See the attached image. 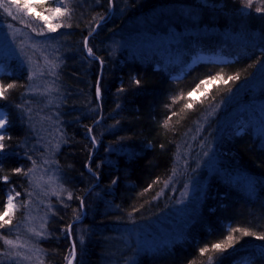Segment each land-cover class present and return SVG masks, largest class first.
Listing matches in <instances>:
<instances>
[{
  "label": "trees",
  "instance_id": "16d2710c",
  "mask_svg": "<svg viewBox=\"0 0 264 264\" xmlns=\"http://www.w3.org/2000/svg\"><path fill=\"white\" fill-rule=\"evenodd\" d=\"M95 2L93 7L90 2V8L85 4V9L71 2L69 10L74 14L61 33L62 50L68 54L56 73L61 94L56 112L64 134L56 167L66 196L55 205L48 235L40 241V264H67L71 244L74 264H264V250L255 248L264 245V240L256 239L264 235V147L258 145L262 137L253 135L251 125V130L245 127L217 143L220 169L237 180L209 183L199 219L184 239L134 261H128L132 255L117 243L124 227L148 221L157 212V195L173 172L180 143L217 107L240 95V84L264 65V48L230 45L219 38L211 44L201 37L199 51L216 53L225 61L195 62L174 80L156 50L124 48L112 55L110 47L116 40L132 41L140 32L164 37L203 27L220 33L247 31L261 40L264 13L238 17V4L232 0L208 1L214 7L218 4L219 10L207 7L204 0H113V12L108 15L109 0ZM85 37L93 51L89 57ZM217 76L220 79L200 84ZM8 84L14 87L0 99V109L7 115V127L0 131L4 136L0 140V214L6 210L9 192L16 196L15 203L23 200L24 173L30 169L26 128L19 114L27 78L5 70L0 85ZM197 84L200 88L193 92ZM222 118L216 113L209 125ZM16 168L22 171L16 173ZM20 217L18 209L5 217L10 223L0 228V254ZM235 228L241 231H232ZM244 231L253 235L244 236ZM229 234L231 247L212 248L215 243L223 245ZM205 247L209 251L201 254ZM247 247L251 250L241 252Z\"/></svg>",
  "mask_w": 264,
  "mask_h": 264
},
{
  "label": "rangeland",
  "instance_id": "374dc122",
  "mask_svg": "<svg viewBox=\"0 0 264 264\" xmlns=\"http://www.w3.org/2000/svg\"><path fill=\"white\" fill-rule=\"evenodd\" d=\"M204 1L208 3L207 7L219 10L218 4L214 7L208 2L210 0ZM232 1L238 4V11L233 10L238 12V17L264 13L256 11L257 7L264 9V0H252L250 8L245 7L247 0ZM71 2L83 9L85 4L90 8V2L92 7L98 4L95 0H30L33 5L31 11L18 10L9 3L12 16L0 8V74L5 70H13L24 73L27 78L24 102L19 114L21 124L26 128L25 146H28L31 170L27 173L25 197L16 203L13 200L14 207L9 212L14 213L18 209L21 217L14 223L6 239L13 241L16 246L4 242V251L0 254V261L6 264L41 263L40 241L48 235L47 225L55 205L61 203L66 196L60 172L56 167V155L64 142L56 112L61 97L56 73L64 59L63 56L68 54L63 51L61 33H64L63 28L71 13L74 14L73 9L71 13L69 10L72 8ZM112 4L113 0L108 4V15L113 12ZM55 7L63 8V15L54 16L50 23L60 24L61 27L50 32L41 17L51 16L50 9ZM13 16L16 19H13ZM105 18L107 16L100 19L98 25L102 24ZM201 37L210 39L211 44L217 43L215 38H219L230 45H255L264 48V37L260 40L257 34L242 30H225L220 33L216 29L205 27L169 33L164 37L140 32L132 41L116 40L110 47L113 50L112 55L124 48L138 52L156 50L161 63L171 70V78L177 80L195 62L225 61V58L216 53H201L199 49L203 46L198 43ZM238 90L241 93L237 98L217 107L212 115L198 123L180 143L173 172L157 195V212L150 220L134 223L120 232L117 243L132 255L128 261H134L141 254L167 249L180 242L190 226L199 219L209 183L220 179L224 182L237 180L236 177L225 175L217 163V143L222 137L231 133H242L245 127L251 125L253 135L258 139L262 137L258 145L264 147V65L259 67L251 79L240 84ZM219 112L223 118L215 126H210L209 122ZM0 119L6 121L4 127L0 128L2 131L7 127V115L1 109ZM53 192L57 194L54 195ZM10 195L16 197L9 192L6 203ZM35 232H40L41 235L37 236ZM72 246L71 244V249ZM255 248L264 250V245ZM250 250L251 247H247L241 252ZM74 259L75 252L73 255L72 251L67 264L69 260L74 264Z\"/></svg>",
  "mask_w": 264,
  "mask_h": 264
},
{
  "label": "snow or ice",
  "instance_id": "6c2138e0",
  "mask_svg": "<svg viewBox=\"0 0 264 264\" xmlns=\"http://www.w3.org/2000/svg\"><path fill=\"white\" fill-rule=\"evenodd\" d=\"M111 2H112V0H109V3H110V4H111ZM9 3H10L13 7H15L16 9H18V10H19V9H27V10L31 11V10H32V7H33V5L30 4V0H23V2H21V0H0V8L4 9V11H5L9 16H12V12H11V10H10V8H9ZM251 5H252V0H247V2H246V4H245V7H249V8H250ZM50 11H51V13H52L51 16H44V17H41V18L44 19L46 25L48 26V30H49L50 32H53V31H55L57 28L61 27V25H60V24H55V25H53V24L50 23V20H51L54 16H56V15H63V13H62V10H61L60 7H55V8H53V9H50ZM256 11L259 13V12H261V11H264V9H262L261 7H257V8H256ZM13 19H16V17L13 16ZM39 34H43V33H39ZM89 35H91V33H90ZM84 47H85V49L87 50L88 55H89V56H92V55H93V51H92V49L88 46V38H87V37H85V40H84ZM218 79H220L219 76H217V77H211L210 79H206V80H202V81H200V84H208V83L211 82V80H218ZM229 79H234V77H229ZM136 83H137V85H139V81H136ZM200 84H197V85H196V87L193 89V92L199 90V88H200ZM13 87H14L13 84H8L6 87L0 85V99L5 98V97H4L5 92H6L8 89H11V88H13ZM96 93H97V97L99 98V97H100V94H101V92H100V88H99V87H97V89H96ZM188 95L190 96V95H192V93L190 92ZM187 107H191V105L189 104V105H187ZM5 122H6L5 120L0 119V128H3V127H4ZM90 131H91V130H90ZM3 139H4V136H3L2 133H0V140H3ZM95 142H96V141L93 140V144H94ZM2 152H3V145L0 144V153H2ZM21 171H22V170H21L20 168H16V169H14V172H16V173H20ZM29 171H31V170H29ZM24 174L27 175V173H24ZM3 179H4V182H7V177H4ZM115 182H116V181L114 180L113 183H115ZM53 194L55 195V194H57V193L53 192ZM16 195L18 196L19 193H17ZM29 195H31V193H29ZM71 198H72L71 193H69V194H68V199H71ZM13 199H14V197H12L11 195L8 197V200H7V209L4 211L3 214H0V228H3L4 225L10 223V220H6L5 217L9 215V212H11L12 209H13V207H14V205H13ZM25 206H27V202H25ZM232 231H234V232H240L241 229H240V228H235V229H233ZM35 235L40 236L41 233H40V232H35ZM242 235H244V236H248V235H253V234L250 233V232L244 231V232H242ZM232 239H233V238H232V235L229 234V235L225 238L223 245H222L221 243H215V244L212 245V248H213V249H217V250H223L224 246L231 247V246H232ZM256 239H258V240H264V235L256 236ZM5 243L8 244V245H12L13 247L16 246V245L14 244V242L11 241V240H6ZM207 251H209V249L206 248V247L200 249L201 254H203L204 252H207ZM74 252H75V250H73V255H74ZM25 258H26V257H25ZM69 264H72L71 260H69Z\"/></svg>",
  "mask_w": 264,
  "mask_h": 264
},
{
  "label": "bare ground",
  "instance_id": "6f19581e",
  "mask_svg": "<svg viewBox=\"0 0 264 264\" xmlns=\"http://www.w3.org/2000/svg\"><path fill=\"white\" fill-rule=\"evenodd\" d=\"M223 183H224V182H223ZM72 245H73V244H72ZM73 246H74V245H73ZM73 246H72V251L75 250V249H73Z\"/></svg>",
  "mask_w": 264,
  "mask_h": 264
}]
</instances>
